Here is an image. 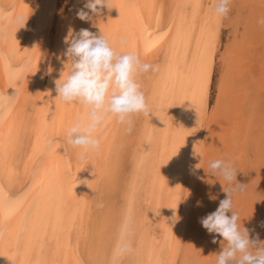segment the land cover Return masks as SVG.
<instances>
[{"label": "bare ground", "instance_id": "6f19581e", "mask_svg": "<svg viewBox=\"0 0 264 264\" xmlns=\"http://www.w3.org/2000/svg\"><path fill=\"white\" fill-rule=\"evenodd\" d=\"M85 2L0 0V264H111L125 220L121 264H216L223 238L200 223L231 187L216 159L244 185L240 227L264 242V0H231L223 18L215 0H109L89 22ZM81 28L156 69L136 77L150 114L130 133L106 118L84 157L67 142L84 107L54 83Z\"/></svg>", "mask_w": 264, "mask_h": 264}, {"label": "clouds", "instance_id": "9594fccd", "mask_svg": "<svg viewBox=\"0 0 264 264\" xmlns=\"http://www.w3.org/2000/svg\"><path fill=\"white\" fill-rule=\"evenodd\" d=\"M230 3L231 0H215V13L219 18L227 16ZM105 8L111 10L114 7L109 6V0H86L76 15L81 21L89 22L93 15H100ZM19 23L24 25L23 18ZM64 42L68 45L64 55L67 62L70 61V68L67 77L54 81L55 91L63 102H75L84 107V115L67 129L68 144L81 148L84 157L99 149L100 139L95 133L106 118H115L121 125H126V131L130 133L133 116L150 114L136 77L156 69L141 62L134 52L117 53L102 32L96 35L85 28L76 33L70 30ZM209 169L211 175H219L231 185L224 190L227 195L219 201L217 209L200 219L209 234L215 233L223 238L216 264H264V242H260L258 236L250 239L249 229L240 227L239 215L233 211V193L244 188L243 184L236 182L235 168L230 162L216 159L210 161ZM133 235L131 221L125 220L119 227L111 264H121L122 259L134 251ZM212 242L216 243L215 237Z\"/></svg>", "mask_w": 264, "mask_h": 264}]
</instances>
